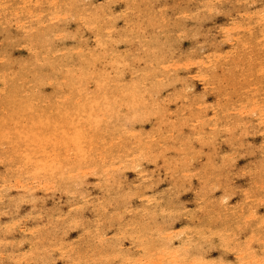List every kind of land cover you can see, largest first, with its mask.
<instances>
[{
  "label": "rangeland",
  "instance_id": "1",
  "mask_svg": "<svg viewBox=\"0 0 264 264\" xmlns=\"http://www.w3.org/2000/svg\"><path fill=\"white\" fill-rule=\"evenodd\" d=\"M27 1L0 0V264H261L264 0Z\"/></svg>",
  "mask_w": 264,
  "mask_h": 264
},
{
  "label": "bare ground",
  "instance_id": "2",
  "mask_svg": "<svg viewBox=\"0 0 264 264\" xmlns=\"http://www.w3.org/2000/svg\"><path fill=\"white\" fill-rule=\"evenodd\" d=\"M28 1H29V0H28ZM28 1H27V2H28ZM33 1H34V0H33ZM70 1H72V0H69V2H70ZM29 2H30V1H29ZM225 2H226V1H225ZM35 3H36V2H34V4H35ZM43 3H44V2H43ZM45 3H46V2H45ZM54 3H56V2H54ZM110 3H111V2H110ZM133 3H134V2H133ZM210 3H211V2H210ZM36 4H37V3H36ZM72 4H73V3H72ZM219 4H220V3H219ZM22 5H23V4H22ZM47 5H48V3H47ZM47 5H46V6H47ZM58 5H59V4H58ZM64 5H65V4H64ZM199 5H200V4H199ZM40 6H41V5H40ZM53 6H54V5H53ZM18 7H19V6H18ZM26 7H27V6H26ZM201 7H202V6H201ZM206 7H207V6H206ZM21 8H22V7H21ZM29 8H30V6H29ZM32 8H33V7H32ZM48 8H49V7H48ZM59 8H60V6H59ZM59 8H58V9H59ZM68 8H69V7H68ZM39 9H40V8H38V10H39ZM164 9H165V8H164ZM0 10H1V9H0ZM27 10H28V9H27ZM41 10H42V9H41ZM51 10H52V9H51ZM71 10H72V9H71ZM19 11H20V10H19ZM25 11H26V10H25ZM30 11H31V10H29L28 12L30 13ZM55 11H56V10H55ZM58 11H59V10H58ZM83 11H84V10H83ZM210 11H211V10H210ZM72 12H73V11H72ZM132 12H133V11H132ZM3 13H5V12L3 11ZM20 13H21V11H20ZM20 13H19V14H20ZM29 13H28V14H29ZM33 13H34V12H33ZM33 13H32L31 15H33ZM42 13H43V12H42ZM53 13H54V12H53ZM89 13H90V12H89ZM93 13H94V12H93ZM14 14H16V13H14ZM14 14H13V15H14ZM40 14H41V13H40ZM80 14H81V13H80ZM5 15H6V14H5ZM38 15H39V14H38ZM48 15H49V14H48ZM58 15H59V14H58ZM65 15H66V14H65ZM65 15H64V16H65ZM76 15H77V14H76ZM15 16H16V15H15ZM17 16H18V15H17ZM52 16H53V14H52ZM52 16H51V17H52ZM56 16H57V15H56ZM78 16H79V15H78ZM80 16H81V15H80ZM4 17H5V16H4ZM29 17H30V16H29ZM34 17H35V16H34ZM40 17H41V16H40ZM54 17H55V16H54ZM99 17H100V16H99ZM10 18H11V17H10ZM17 18H20V17H17ZM71 18H72V17H71ZM85 18H86V17H85ZM11 19H12V18H11ZM13 19H14V18H13ZM13 19H12V20H13ZM54 19H55V18H54ZM98 19H99V18H98ZM36 20H37V19H36ZM40 20H41V19H40ZM40 20H39V21H40ZM65 20H66V19H65ZM82 20H83V19H82ZM127 20H128V19H127ZM15 21H16V20H15ZM27 21H28V20H27ZM66 21H67V20H66ZM84 21H85V20H84ZM48 22H49V21H48ZM48 22H47V23H48ZM8 23H9V22H8ZM14 23H15V22H14ZM18 23H19V22H18ZM87 23H88V22H87ZM39 24H40V23H39ZM41 24H42V22H41ZM169 24H170V23H169ZM37 25H38V24H37ZM23 26H24V25H23ZM82 26H83V25H82ZM92 26H93V25H92ZM2 27H3V26H2ZM42 27H43V26H42ZM21 28H22V26H21ZM32 28H33V27H32ZM40 28H41V27H40ZM65 28H66V27H65ZM225 28H226V27H225ZM41 29H42V28H41ZM47 29H48V28H47ZM93 29H94V28H93ZM28 30H29V29H28ZM48 30H49V29H48ZM19 31H20V30H19ZM157 31H158V30H157ZM27 32H28V31H27ZM29 32H31V31H29ZM34 32H35V31H34ZM54 32H55V31H54ZM63 32H65V31H63ZM22 33H23V32H22ZM25 33H26V32H25ZM60 33H61V32H60ZM228 33H229V32H228ZM64 34H65V33H64ZM59 35H60V34H59ZM70 35H71V34H70ZM70 35H69V37H70ZM33 36H34V35H33ZM72 37H73V36H72ZM184 37H185V36H184ZM70 38H71V37H70ZM185 38H186V37H185ZM68 39H69V38H68ZM79 39H80V38H79ZM123 39H124V38H123ZM22 40H23V39H22ZM39 40H40V39H39ZM75 41H76V40H75ZM118 41H119V40H118ZM130 41H131V40H130ZM63 42H64V41H63ZM131 42H132V41H131ZM27 44H28V43H27ZM143 45H144V44H143ZM21 47H22V46H21ZM69 49H70V48H69ZM47 50H48V49H47ZM32 51H33V50H32ZM34 51H35V50H34ZM35 52H36V51H35ZM34 55H35V54H34ZM114 56H115V55H114ZM107 58H108V57H107ZM110 58H111V57H110ZM9 60H10V59H9ZM145 60H147V59H145ZM237 62H238V60H237ZM11 63H12V62H11ZM132 63H133V62H132ZM17 64H18V63H17ZM132 65H133V64H132ZM52 66H53V64H52ZM65 66H66V65H65ZM154 66H155V65H154ZM240 66H241V65H240ZM125 67H126V66H125ZM176 67H177V66H176ZM185 68H187V67H185ZM221 68H222V67H221ZM216 69H217V68H216ZM19 70H20V69H19ZM185 70H186V69H185ZM247 70H248V69H247ZM23 73H24V71H23ZM145 74H146V73H145ZM136 75H137V74H136ZM10 76H11V75H10ZM226 76H227V75H226ZM13 77H14V76H13ZM200 77H202V76H200ZM15 78H16V77H15ZM11 79H12V78H11ZM197 79H198V78H197ZM243 79H244V78H243ZM35 80H36V79H35ZM4 81H5V80H3V83H4ZM63 81H64V80H63ZM223 81H224V80H223ZM5 83H6V82H5ZM230 85H231V83H230ZM246 85H247V84H246ZM19 86H20V85H19ZM236 86H237V85H236ZM230 88H231V87H230ZM115 92H116V91H115ZM121 92H123V91H121ZM108 95H109V94H108ZM111 95H112V94H111ZM2 97H3V96H2ZM71 99H72V98H71ZM94 99H95V98H94ZM76 100H77V99H76ZM1 102H2V101H1ZM62 102H63V101H62ZM5 105H6V104H5ZM87 106H88V105H87ZM204 106H205V105H204ZM3 109H4V108H3ZM181 110H182V109H181ZM159 111H160V110H159ZM240 111H241V110H240ZM82 112H83V111H82ZM229 112H230V111H229ZM234 112H235V111H234ZM244 112H245V111H244ZM251 112H252V111H251ZM239 113H241V112H239ZM247 113H248V112H247ZM252 113H253V112H252ZM245 114H246V113H245ZM253 114H254V113H253ZM252 116H253V115H252ZM3 117H4V116H3ZM194 117H195V116H194ZM191 119H192V118H191ZM121 122H122V121H121ZM232 122H233V121H232ZM256 123H257V122H256ZM82 124H83V123H82ZM193 124H194V123H193ZM240 124H241V123H240ZM242 124H243V123H242ZM243 125H244V124H243ZM85 126H86V125H85ZM245 127H247V126H245ZM39 128H40V127H39ZM238 128H239V127H238ZM241 129H242V128H241ZM83 130H84V129H83ZM2 131H3V130H2ZM84 131H85V130H84ZM246 131H248V130H246ZM246 131H245V132H246ZM251 131H252V130H251ZM86 132H87V131H86ZM90 133H91V132H90ZM247 133H248V132H247ZM253 134H254V133H253ZM83 136H84V135H83ZM84 138H85V137H84ZM139 138H140V137H139ZM200 138H201V137H200ZM198 139H199V138H198ZM85 140H86V139H85ZM223 140H225V139H223ZM57 141H58V140H57ZM58 142H59V141H58ZM114 145H115V144H114ZM4 146H5V145H4ZM29 147H30V146H29ZM34 147H35V146H34ZM49 147H50V146H49ZM84 147H85V146H84ZM87 147H88V146H87ZM87 147H86V148H87ZM25 148H26V147H25ZM46 148H47V147H46ZM86 148H84V149H86ZM103 148H105V147H103ZM164 149H165V148H164ZM73 150H74V149H73ZM103 150H105V149H103ZM103 150H102V151H103ZM7 151H8V150H7ZM67 151H68V150H67ZM10 152H11V151H10ZM39 152H40V151H39ZM68 152H69V151H68ZM68 152H67V153H68ZM70 152H72V150H71ZM2 153H3V152H2ZM12 153H13V152H12ZM101 154H102V153H101ZM103 155H104V154H103ZM141 155H142V154H141ZM56 156H57V155H56ZM67 156H68V155H67ZM243 156H244V155H243ZM33 157H34V156H33ZM50 157H51V156H50ZM73 157H74V156H73ZM135 157H137V156H135ZM142 157H143V156H142ZM146 157H147V156H146ZM10 158H11V157H10ZM12 158H13V157H12ZM15 159H16V158H15ZM17 159H18V158H17ZM56 159H57V158H56ZM59 159H60V158H59ZM99 159H100V158H99ZM7 160H8V159H7ZM19 160H20V159H19ZM42 160H43V157H42ZM63 160H64V159H63ZM69 160H70V159H69ZM69 160H68V161H69ZM102 160H103V159H102ZM110 160H111V159H110ZM141 160H143V159H141ZM10 161H12V160H10ZM16 161H17V160H16ZM43 161H44V160H43ZM54 161H55V160H54ZM100 161H101V160H100ZM113 161H115V160H113ZM127 161H128V160H127ZM133 161H134V160H133ZM133 161H132V162H133ZM63 162H64V161H63ZM107 162H108V161H107ZM110 162H112V161H110ZM6 163H7V162H6ZM112 163H113V162H112ZM8 164H9V163H8ZM18 164H19V163H18ZM18 164H17V165H18ZM21 164H22V163H21ZM57 164H58V163H57ZM68 164H69V163H68ZM91 164H92V163H91ZM114 164H115V163H114ZM125 164H126V163H125ZM132 164H135V163H132ZM132 164L130 163V165H132ZM224 164H225V163H224ZM19 165H20V164H19ZM21 166H22V165H21ZM75 166H77V165H75ZM127 166H128V165H127ZM88 167H89V166H88ZM110 167H111V166H110ZM122 167H123V166H122ZM135 167H136V166H135ZM263 167H264V166H263ZM8 168H9V167H8ZM16 168H17V167H16ZM16 168H15V169H16ZM96 168H97V167H96ZM15 169H14V170H15ZM111 169H112V168H111ZM112 170H113V169H112ZM117 170H118V169H117ZM16 171H17V170H16ZM78 171H79V170H78ZM89 172H90V171H89ZM255 172H256V171H255ZM5 174H6V173H5ZM20 174H21V169H20ZM93 174H95V173L93 172ZM3 175H4V174H3ZM76 175H77V174H76ZM204 176H205V175H204ZM0 177H1V176H0ZM2 178H3V177H2ZM33 178H34V177H33ZM33 178H31V179H33ZM69 178H70V177H69ZM71 178H72V177H71ZM73 178H75V176H74ZM118 178H119V177H118ZM28 179H29V178H28ZM112 180H113V179H112ZM22 181H23V180H22ZM31 181H32V180H31ZM33 181H34V180H33ZM7 182H8V181H7ZM47 182H48V181H46L45 184H47ZM54 182H55V181H54ZM54 182H53V183H54ZM263 182H264V181H263ZM3 183H4V182H3ZM51 183H52V182H51ZM51 183H50V184H51ZM55 183H56V182H55ZM14 184H15V183H14ZM25 184H26V183H25ZM48 184H49V183H48ZM48 184H47V185H48ZM9 185H10V184H9ZM18 185H20V184H18ZM38 185H39V184H38ZM43 185H44V184H43ZM52 185H53V184H51V186H52ZM73 185H74V184H73ZM106 185H107V184H106ZM262 185H263V184H262ZM1 186H3V185H1ZM21 186H22V185H21ZM5 187H6V186H5ZM11 187H12V186H11ZM17 187H18V186H17ZM23 187H24V186H23ZM259 187H260V186H259ZM261 187H263V186H261ZM9 188H10V187H9ZM20 188H21V187H20ZM42 188H43V187H42ZM53 188H54V187H53ZM67 189H68V188H67ZM260 189H261V188H260ZM3 190H4V189H3ZM5 190H6V189H5ZM27 190H28V189H27ZM150 190H151V189H150ZM150 190H149V191H150ZM8 191H9V190H8ZM49 191H50V190H49ZM52 191H53V190H52ZM136 191H137V190H136ZM262 191H263V189H262ZM0 192H1V190H0ZM245 195H246V194H245ZM74 196H75V195H74ZM74 196H73V197H74ZM76 196H77V195H76ZM246 197H247V196H246ZM97 198H98V197H97ZM142 198H143V197H142ZM18 199H19V198H18ZM78 199H79V198H78ZM80 199H81V198H80ZM127 199H128V198H127ZM146 199H147V198H146ZM12 200H13V199H12ZM21 200H22V199H21ZM76 200H77V199H76ZM261 200H262V199H261ZM14 201H15V200H14ZM85 201H86V200H85ZM221 201H222V200H221ZM263 201H264V200H263ZM114 202H115V201H114ZM256 202H258V201H256ZM260 202H262V201H260ZM12 203H13V202H12ZM100 203H101V202H100ZM221 203H223V202H221ZM18 204H19V203H18ZM97 204H98V203H97ZM104 204H105V203H104ZM107 204H109V203H107ZM260 204H261V203H260ZM2 205H3V204H2ZM6 205H7V204H6ZM85 205H86V204H85ZM88 205H89V204H88ZM220 205H221V204H220ZM4 206H5V205H4ZM13 207H14V206H13ZM86 207H87V206H86ZM92 207H93V206H92ZM10 208H11V207H10ZM59 208H60V207H59ZM88 208H89V207H88ZM88 208H87V209H88ZM95 208H96V207H95ZM13 209H14V208H13ZM254 209H255V208H254ZM79 210H80V209H79ZM9 211H10V210H9ZM102 211H103V210H102ZM11 212H12V211H11ZM11 212H10V213H11ZM58 212H59V211H58ZM75 212H76V211H75ZM97 212H98V211H97ZM253 212H254V210H253ZM31 213H32V212H31ZM56 213H57V212H56ZM113 214H114V213H113ZM139 214H140V213H139ZM27 215H28V214H27ZM38 215H39V214H38ZM56 215H57V214H56ZM102 215H103V213H102ZM80 216H81V215H80ZM116 216H117V214H116ZM118 216H119V215H118ZM118 216H117V217H118ZM13 217H14V216H13ZM63 217H64V216H63ZM139 217H140V216H139ZM247 217H248V216H247ZM252 217H253V216H252ZM21 218H22V217H21ZM33 218H34V217H33ZM69 218H70V217H69ZM71 218H72V217H71ZM73 218H74V217H73ZM244 218H245V217H244ZM55 219H56V218H55ZM64 219H65V218H64ZM27 220H28V219H27ZM38 220H39V219H38ZM152 220H153V219H152ZM24 221H25V219H24ZM52 221H53V220H52ZM77 221H78V220H77ZM244 221H245V220H244ZM74 222H75V221H74ZM74 222H73V223H74ZM80 222H81V221H80ZM111 222H113V221H111ZM114 222H115V220H114ZM253 222H254V221H253ZM18 223H19V222H18ZM18 223H17V224H18ZM107 223H109V222H107ZM243 223H244V222H243ZM8 224H9V223H8ZM15 224H16V222H15ZM20 224H21V223H20ZM60 224H61V223H60ZM87 224H88V223H87ZM69 225H70V224H69ZM75 225H76V224H75ZM77 225H78V224H77ZM165 225H166V224H165ZM167 225H168V224H167ZM85 226H86V225H85ZM10 227H11V226H10ZM10 227L8 226V228H10ZM69 227H70V226H69ZM79 227H80V226H79ZM29 228H30V227H29ZM137 228H138V227H137ZM158 228H159V226H158ZM37 229H38V227H37ZM74 229H75V227H74ZM81 229H82V228H81ZM33 230H34V228H33ZM46 230H47V229H46ZM97 230H98V229H97ZM101 230H102V229H101ZM238 230H239V229H238ZM3 231H4V230H3ZM34 231H35V230H34ZM42 231H43V230H42ZM63 231H65V229H64ZM72 231H73V230H72ZM123 231H124V230H123ZM158 231H159V230H158ZM43 232H44V231H43ZM87 232H88V231H87ZM99 232H100V231H99ZM101 232H102V231H101ZM159 232H160V231H159ZM169 232H170V231H169ZM261 232H262V231H261ZM3 233L5 234V232H3ZM21 233H22V232H21ZM83 233H84V232H83ZM96 233H97V232H96ZM157 233H158V232H157ZM165 233H166V232H165ZM183 233H184V232H183ZM228 233H229V232H228ZM35 234H36V233H35ZM88 234H91V232L88 233ZM123 234H124V233H123ZM161 234H162V233H161ZM169 234H170V233H169ZM62 235L64 236V234H62ZM86 235H87V233H86ZM129 235H130V234H129ZM132 235H133V234H131V236H132ZM156 235H157V234H156ZM174 235H175V234H174ZM178 235H179V234H178ZM260 235H261V234H260ZM131 236H130V238H131ZM133 236H134V235H133ZM137 236H138V234H137ZM162 236H163V235H162ZM169 236H170V235H169ZM176 236H177V235H176ZM47 237H48V236H47ZM88 237H90V236H88ZM88 237H87V239H88ZM96 237H97V236H96ZM121 237H122V236H121ZM166 237H167V236H166ZM251 237H252V236H251ZM100 238H101V237H100ZM167 238H168V237H167ZM233 238H235V236H234ZM44 239H45V238H44ZM48 239H49V238H48ZM117 239H118V238H117ZM165 239H166V238H165ZM171 239H172V238H171ZM171 239H170V240H171ZM176 239H177V238H176ZM222 239H223V238H222ZM236 239H237V238H236ZM0 240H1V239H0ZM52 240H53V239H52ZM55 240H56V239H55ZM55 240H54V241H55ZM83 240H84V239H83ZM98 240H99V239H98ZM135 240H136V239H135ZM233 240H234V239H233ZM7 241H8V240H7ZM25 241H26V240H25ZM37 241H38V240H37ZM56 241H57V240H56ZM87 241H88V240H87ZM112 241H113V240H112ZM141 241H142V240H141ZM145 241H146V240H145ZM165 241H166V240H165ZM208 241H209V240H208ZM255 241H256V240H255ZM8 242H9V241H8ZM32 242H33V241H32ZM50 242H51V241H50ZM171 242H172V240H171ZM195 242H196V241H195ZM228 242H229V241H228ZM230 242H231V241H230ZM261 242H262V240H261ZM2 243H3V242H2ZM11 243H12V242H11ZM20 243H21V242H20ZM23 243H24V241H23ZM59 243H60V242H59ZM70 243H71V242H70ZM70 243H69V244H70ZM84 243H85V242H84ZM141 243H142V242H141ZM224 243H225V242H224ZM240 243H241V242H240ZM13 244H14V243H13ZM60 244H61V243H60ZM85 244H86V243H85ZM115 244H116V243H115ZM163 244H164V243H163ZM170 244H171V243H170ZM202 244H203V243H202ZM235 244H236V243H235ZM246 244H247V243H246ZM249 244H250V243H248V245H249ZM20 245H22V244H19V246H20ZM89 245H90V244H89ZM100 245H101V243H100ZM104 245H105V244H104ZM166 245H167V244H166ZM184 245H185V244H184ZM4 246H5V245H4ZM72 246H73V245H72ZM200 246H201V245H199V247H200ZM225 246H226V245H225ZM5 247H6V246H5ZM11 247H13V246L11 245ZM36 247H37V246H36ZM38 247H39V246H38ZM108 247H109V246H108ZM147 247H148V246H147ZM168 247H170V246H168ZM245 247H246V246H245ZM247 247H248V246H247ZM60 248H62V247H60ZM68 248H71V247L69 246ZM68 248H67V249H68ZM73 248H74V247H73ZM145 248H146V247H145ZM162 248H163V247H162ZM188 248H190V247H188ZM230 248H231V247H230ZM235 248H236V247H235ZM52 249H53V248H52ZM67 249H66V250H67ZM142 249H143V247H142ZM147 249H148V248H147ZM169 249H170V248H169ZM224 249H225V248H224ZM246 249H249V248H246ZM246 249H245V250H246ZM32 250H33V249H32ZM35 250H36V249H35ZM89 250H90V249H89ZM108 250H109V249H108ZM170 250H171V249H170ZM179 250H180V248H179ZM225 250H226V249H225ZM232 250H233V249H232ZM245 250H244V251H245ZM14 251H15V250H14ZM33 251H34V250H33ZM38 251H40V250H38ZM56 251H57V250H56ZM62 251H63V250H62ZM161 251H162V249H161ZM172 251H173V250H172ZM181 251H183V250H181ZM234 251H235V249H234ZM239 251H240V249H239ZM239 251H238V252H239ZM263 251H264V250H263ZM1 252H2V251H1ZM107 252H108V251H107ZM119 252H121V251H119ZM157 252H158V251H157ZM179 252H180V251H179ZM240 252H241V251H240ZM12 253H13V252H12ZM12 253H11V254H12ZM21 253H23V252H21ZM28 253H29V252H28ZM36 253H38V252L36 251ZM53 253H54V251H53ZM62 253H63V252H62ZM84 253H85V252H84ZM84 253H83V254H84ZM174 253H175V250H174ZM177 253H178V252H177ZM184 253H185V252H184ZM241 253H242V252H241ZM263 253H264V252H263ZM5 254L8 255V253H5ZM31 254H32V253H29V255H31ZM69 254H70V252H69ZM86 254H88V252H87ZM92 254H93V253H92ZM108 254H109V253H108ZM127 254H128V253H127ZM142 254H143V253H142ZM151 254H152V253H151ZM15 255H16V254H15ZM15 255H14V256H15ZM65 255L68 256L67 254H65ZM90 255H91V254H90ZM105 255H106V254H105ZM156 255H157V254H156ZM159 255H160V254H158V256H159ZM165 255H166V254H165ZM169 255H171V253H170ZM173 255H174V254H173ZM173 255H172V256H173ZM180 255H181V254H180ZM184 255H186V254H184ZM224 255H225V254H224ZM253 255H254V254H253ZM14 256H13V257H14ZM24 256H26V255L24 254ZM77 256H78V255H77ZM79 256H81V255H79ZM107 256H108V255H107ZM111 256H112V255H111ZM114 256H115V255H114ZM114 256H113V258H114ZM132 256H133V255H132ZM148 256H149V255H148ZM167 256H168V255H167ZM187 256H188V254H187ZM192 256H193V254H192ZM192 256H191V257H192ZM233 256H234V255H233ZM237 256H238V255H237ZM250 256H252V253H251ZM261 256H262V255H261ZM29 257H30V256H29ZM40 257H41V256H40ZM61 257H62V256H61ZM70 257H71V256H70ZM84 257H85V256H84ZM99 257H100V256H99ZM102 257H103V256H102ZM173 257H175V256H173ZM193 257H194V256H193ZM197 257H198V256H197ZM197 257H196V258H197ZM200 257H201V256H200ZM247 257H248V255H247ZM253 257H254V256H253ZM253 257H252V258H253ZM36 258H37V257H36ZM66 258H67V257H65V259H66ZM96 258H97V257H95V259H96ZM108 258H109V257H108ZM110 258H111V257H110ZM115 258L118 259L117 256H116ZM123 258H124V257H123ZM136 258H137V257H136ZM142 258H143V257L141 256V259H142ZM145 258H146V257H145ZM162 258H164L163 255H162ZM177 258H178V257H177ZM188 258H189V256H188ZM248 258H249V257H248ZM0 259H1V258H0ZM7 259H8V258H7ZM25 259H26V258H25ZM59 259H60V258H59ZM71 259H72V258H71ZM103 259H104V258H103ZM120 259H121V258H120ZM125 259H126V258H125ZM127 259H128V258H127ZM138 259H139V258H138ZM146 259H147V258H146ZM165 259H166V258H165ZM173 259H174V258H173ZM194 259H195V258H194ZM258 259H260V258H258ZM261 259H262V258H261ZM4 260H5V259H4ZM45 260H46V259H45ZM68 260H69V259H68ZM91 260H92V259H91ZM105 260H106V259H105ZM108 260H109V259H108ZM110 260H112V259H110ZM123 260H124V259H123ZM156 260H157V259H156ZM170 260H171V258H170ZM182 260H183V259H182ZM200 260H201V259H200ZM220 260H221V259H219V261H220ZM253 260H255V259H253ZM263 260H264V259H263ZM20 261H21V259H20ZM77 261H78V260H77ZM82 261H83V260H82ZM84 261H85V260H84ZM87 261H88V259L86 260V263H87ZM101 261H102V259H101ZM101 261H100V262H101ZM121 261H122V260H121ZM146 261H147V260H146ZM154 261H155V260H154ZM154 261H153V262H154ZM163 261H164V260H163ZM172 261H173V260H172ZM178 261H179V260H178ZM184 261H185V260H184ZM219 261H218V262H219ZM238 261H239V260H238ZM251 261H252V260H250V263H251ZM261 261H262V260H261ZM14 262H15V261H14ZM14 262H13V263H14ZM79 262H80V261H79ZM95 262H96V261H95ZM95 262H93V263H95ZM110 262H111V261H110ZM123 262H124V261H123ZM125 262H126V261H125ZM134 262H136V261H134ZM164 262H165V261H164ZM211 262H212V261H211ZM220 262H221V261H220ZM241 262H242V261H241ZM247 262H248V261H247ZM259 262H260V261H259ZM77 263H78V262H77ZM80 263H81V262H80ZM91 263H92V262H91ZM91 263H90V264H91ZM93 263H92V264H93ZM96 263H97V262H96ZM138 263H139V262H138ZM142 263H143V262H142ZM159 263H161V261H159ZM159 263H157V264H159ZM182 263H183V261H182ZM198 263H199V261H198ZM198 263H197V264H198ZM204 263H205V261H204ZM204 263H203V264H204ZM213 263H215V262H212V264H213ZM257 263H258V261H257ZM25 264H26V263H25ZM43 264H44V263H43ZM108 264H109V263H108ZM124 264H125V263H124ZM152 264H154V263H152ZM175 264H176V263H175ZM199 264H201V263H199ZM210 264H211V263H210ZM227 264H228V263H227ZM229 264H230V263H229Z\"/></svg>",
  "mask_w": 264,
  "mask_h": 264
},
{
  "label": "snow or ice",
  "instance_id": "3",
  "mask_svg": "<svg viewBox=\"0 0 264 264\" xmlns=\"http://www.w3.org/2000/svg\"><path fill=\"white\" fill-rule=\"evenodd\" d=\"M261 264H264V261H261Z\"/></svg>",
  "mask_w": 264,
  "mask_h": 264
}]
</instances>
